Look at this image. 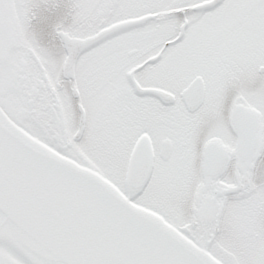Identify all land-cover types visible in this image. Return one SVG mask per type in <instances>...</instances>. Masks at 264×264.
<instances>
[{
  "label": "snow or ice",
  "instance_id": "obj_1",
  "mask_svg": "<svg viewBox=\"0 0 264 264\" xmlns=\"http://www.w3.org/2000/svg\"><path fill=\"white\" fill-rule=\"evenodd\" d=\"M0 264H264V0H0Z\"/></svg>",
  "mask_w": 264,
  "mask_h": 264
}]
</instances>
